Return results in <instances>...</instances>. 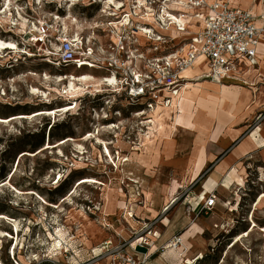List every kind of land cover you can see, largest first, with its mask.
<instances>
[{
  "label": "rangeland",
  "instance_id": "1",
  "mask_svg": "<svg viewBox=\"0 0 264 264\" xmlns=\"http://www.w3.org/2000/svg\"><path fill=\"white\" fill-rule=\"evenodd\" d=\"M99 1L92 4L93 0H82L71 7L70 11L78 20L92 21L94 19V23L101 25V23L107 22L105 18L107 13L103 12L102 0ZM120 1L117 0V2ZM156 1L157 7L161 6V0ZM36 2V0L12 1L10 6L13 15L12 20L17 29L23 22L21 18L33 17L31 10L34 8L40 9L44 14L52 13L60 18L65 17L69 10V6L62 0H41L39 6H36ZM127 6H132V0H128ZM15 10H17L18 15L14 14ZM116 14L112 18L115 22L117 21L115 19L120 16L119 13L116 12ZM135 22L131 24L129 31H133ZM9 28L12 32L17 33L15 27L1 22L0 37L13 42L19 34L14 36L11 33H1ZM65 30L69 31L67 28ZM79 31L85 35L90 34V30L86 27ZM94 31L102 45L108 46L109 40L104 37V29L97 28ZM192 31L188 28L185 32ZM160 34L163 41L155 43L157 48L155 55L159 59L168 57V54L180 50L186 43L182 41L190 36L189 34L173 36L172 28L166 29ZM138 41L144 42L140 36ZM145 45L144 50L152 48L151 45ZM7 54L8 52L5 51L4 57L0 59L1 117L29 114L37 110L61 109L63 106L71 105L72 101H65L64 97L67 82L59 84L56 82L55 79L58 74L53 67L40 63L35 58H30L23 63L19 60L14 68L8 69L10 60H7ZM70 70L72 69L70 68ZM69 71L66 73L68 74ZM27 72L34 73L35 76H23ZM83 72L94 77L106 76L107 74L97 67L88 70L83 69ZM44 73L47 79L45 77L43 81L41 75ZM257 76L255 74L252 78L253 85L261 87L264 83L258 81ZM195 79L189 81L201 83L203 87L209 90L215 88L214 85L210 84L212 81L209 79ZM242 80L248 84V87H251L250 78ZM247 86L228 85L227 97L229 100L221 109L216 106L211 107L215 110L213 115L207 110H200L203 116L201 120H208L209 127L201 135L185 134L181 131L168 133V129L159 133L155 125H147V122L153 121V117L159 110L157 108H164L160 106L161 101L157 100V111L145 112L138 116L141 107L129 104L123 97L112 98V95L109 94L111 89L105 85L102 94H96L97 92L94 91L93 87L90 88V85L89 88L85 86V90L82 92L83 97L76 99V105L74 107L71 105L73 110L67 114H60L55 118L54 116L44 117L0 125V214L6 215L11 220H16L19 224L18 246L15 252H20L18 256L20 261L23 264L31 261L34 263L37 261L38 264H81L89 260L87 264H106L108 257L99 254L100 245L105 240H112L113 243L118 234L125 236V232L116 233L113 229L106 230L105 227L98 226L101 218L109 219L115 213V195L117 192L126 194L128 209L136 217L135 212L139 207L150 208L155 196L159 195L161 189L175 182L178 189L169 210L161 213L160 206H157L158 214L153 220L140 222L132 227V231H137L139 228L152 223L153 230H156L160 237L167 239L163 234H165L172 217L179 209H183L186 214V201L199 196L196 194V189L204 173L223 165V169L219 173L221 177L223 176L224 181L233 176L234 167L237 169L239 178L244 181L241 187L231 184L227 188L218 189V205L226 212H229L231 205H234V208L237 209L234 216L229 213L224 220L219 218V232L212 234L210 232L197 233L190 238L192 242L190 244L194 245L192 247L189 246L190 244L185 245L183 240L184 247L179 249V255L176 252L168 254V263L184 264L186 260H192L195 264H216L218 262H222L221 264H264V199L256 206L259 196L264 193V153H248L249 156L237 153L238 155L233 160L234 163L226 166L224 163L233 153H223L211 162L208 161L197 176H194L200 163L201 153H182L181 151L191 142L194 145L200 137L207 136L212 128H217L219 117L224 119L226 122L225 129L230 132L238 128V124L242 125L244 121L249 123V130L264 124V109L255 111L251 109L250 102L243 109H240L241 101L237 89L234 88ZM31 87L41 91L49 88L57 92L50 93L51 104L45 105L40 103V98H31L28 95ZM189 90L187 89L185 92H189ZM87 93H95L92 94L94 98L89 97ZM160 97L164 99L166 96L160 93ZM147 100V98L142 99L140 104L144 105ZM152 100L154 101V99ZM193 101L197 103V100L193 99ZM27 103L32 105H27ZM101 107H104L105 111H109V120H101L99 113ZM92 109H95L96 113H93ZM230 116H233L231 120H229ZM198 119L200 117L197 116L196 120ZM110 126H115L116 129H106ZM95 127H103L98 138L102 142L108 143L112 157H116L117 152H119L121 161L116 172L113 171L114 167L106 158L101 157L100 153L91 149L94 141L89 143L80 141L87 133L93 132ZM66 137L77 140L76 144L82 146L84 153H75L76 149L72 144L39 154L33 153L48 139L51 144H54ZM168 138V153H164V141ZM96 149L101 150V147L98 146ZM21 152L35 155L20 160L9 186L7 180L12 174L9 173L12 168L15 169ZM102 176L109 179L110 201L108 204L104 202L102 197L106 191L96 185L81 186L75 195L59 209L42 207L34 196L27 194V192L32 191L47 202L57 204L61 202L77 180L101 178ZM58 179H60L59 183H57ZM154 180L155 184L152 186ZM12 189L18 191L19 194L14 193ZM237 195L240 196V199ZM227 203L232 204L229 206ZM79 210L85 211L90 222L97 226L89 230V236L81 232L82 224L74 215V212ZM251 217L258 229L252 232L248 238L242 239L229 249L238 235L252 227L250 224ZM55 230L61 232L63 236L60 240L67 246H64L61 251L59 260L54 256L57 252H54L53 242L49 236L50 233L55 235ZM0 232L16 237L14 232L12 235V227L5 222H0ZM177 234L181 236V233ZM15 242L14 240L11 244L10 239L0 238L1 263L11 264L8 251ZM202 249H205L207 254L202 258L203 260L197 261L198 257L201 256L198 253Z\"/></svg>",
  "mask_w": 264,
  "mask_h": 264
},
{
  "label": "built area",
  "instance_id": "2",
  "mask_svg": "<svg viewBox=\"0 0 264 264\" xmlns=\"http://www.w3.org/2000/svg\"><path fill=\"white\" fill-rule=\"evenodd\" d=\"M259 1L264 2V0ZM134 2L136 0H132L131 7L127 6L129 13L124 12L128 2L120 1L125 7L118 11L120 16L115 19L116 22L113 17L105 16L107 22L101 23L99 28L104 29V37L109 40L108 46L102 45L95 34L96 29L90 28V34L86 35L74 28L66 31L60 20L65 17L60 18L52 13L44 14L40 9L34 8L31 10L33 17L21 18L24 26L20 23V28L17 29L16 26L10 25L16 28L17 33L12 32L11 28L8 29L14 36L16 34L19 36L13 41L16 50L6 51L7 60H10L7 68H14L19 60L23 63L35 58L39 60L38 62L54 68L58 74L55 80L59 84L67 82L63 79L71 78L69 76L71 74L77 77L76 75L83 73V69L97 67L107 72L106 76L97 78H101L103 85L111 89L109 94L112 98L123 97L129 104L141 107L139 114L155 111L158 106L157 100L161 101V107L168 105L169 99L161 98L160 93L168 96L178 92L182 83L183 85L186 83L183 75L194 68L195 63L200 59H203L207 71L199 78L219 84L233 78H241L250 70L257 68L256 48L264 35V26L255 25V18L249 10L231 7L228 0H214L211 3H207L206 0H185L184 2H187L192 9L200 10L198 12L202 18V25L191 39L182 41L186 42L180 48L184 50L182 55L178 54V50L168 54V57L159 59L155 55L157 50L155 43L163 41L162 36H156L154 33L139 35L137 25L141 22L140 18L149 24L144 26L148 27V30L152 29L150 26L153 23L158 24L163 31L170 29L167 17L163 16V2L161 0V6L157 7L156 0H143L141 9L139 8L141 12L135 9L137 4ZM204 9L208 12L206 15L201 13ZM14 14L18 15L17 10ZM159 15H162L166 23L159 18ZM178 18L183 20L182 15H178ZM91 22H95L94 19ZM134 22L135 26L131 32L129 28ZM177 29L181 27L177 26ZM139 36L144 42L138 41ZM145 44L151 45L152 48L144 50ZM174 56L178 57L172 59ZM29 73L23 76H30ZM32 75L35 76L34 73ZM45 77V73L41 75L43 81ZM109 78H113V83L108 82ZM9 88L11 89L10 85ZM92 94L95 93L87 95L94 98ZM144 98L148 100L141 105L140 102ZM75 105L74 102L72 106ZM99 110L101 120H109V111H105L104 107ZM92 112L96 113L95 109H92ZM216 200V191H212L206 198L198 196L194 202H201L200 212H211L216 206ZM196 207H192L190 202L186 203V210L190 213H193ZM126 218L133 217L123 216L124 222L127 221ZM152 227L153 224L149 223L137 231H131L130 235L118 234L113 243L112 240H105L98 248V252L100 255H107L106 264H148L152 256L157 255L168 260V254L172 252L179 255V249L184 247L182 236L175 234L165 239ZM8 253L11 264H23L18 258L20 252L13 251V245ZM88 262L89 260L81 264ZM27 264L38 263L31 261Z\"/></svg>",
  "mask_w": 264,
  "mask_h": 264
},
{
  "label": "bare ground",
  "instance_id": "3",
  "mask_svg": "<svg viewBox=\"0 0 264 264\" xmlns=\"http://www.w3.org/2000/svg\"><path fill=\"white\" fill-rule=\"evenodd\" d=\"M12 1L14 0H0L1 2L0 3V23L5 22V23H8L9 25L16 26L12 20L13 15L11 12L12 9L10 7L12 4ZM15 1L18 2L21 0H15ZM36 1H37L36 2L37 5L41 4V0H36ZM80 1L82 0H62V2H65V4L69 6V10L67 11L65 18L60 19L61 22H63L65 29L67 28L68 30H71L72 28H74L76 31H78L85 27L88 29L90 28L97 29L101 27L100 25L94 22H91V21L78 20L76 17L72 15L70 8L77 5ZM184 1L185 0H179V1L178 0H162L163 2L162 6L164 8L163 16L165 15V17H167L168 27L172 28L173 36L184 34L188 25H189L188 28L196 29L198 27L196 26L197 24L195 23L202 22V18H200L201 15L198 12L200 10L196 11L192 9L191 6L188 5V3ZM206 1L207 3H211L214 0H206ZM96 2H100V1L93 0L92 4H96ZM125 2H128V0H125ZM101 3L103 5V12L107 13L106 15L109 17H115L117 15L116 12L119 13L118 11L121 8L125 7L123 3L117 2V0H102ZM142 3H143V0H136V2H134V4H137V6H135V9L138 10L139 12H141L140 9H141ZM178 4H181V5H178ZM205 11L206 10L204 9L201 11V13H204ZM124 12H129L128 7H126V10ZM178 15H182L183 20H179ZM197 16L199 17L195 18ZM159 18L162 19L164 23H166V20H163L162 15H159ZM139 21L141 22L139 23L136 21V23H139L137 25V31H138L137 34L142 35V34L149 33V35H151V33H154L156 34V36L161 35L160 33H162L163 30L160 29V26L158 24L153 23L152 26H150L152 29L148 30V27H144L145 25H149L145 22L146 20L139 18ZM21 26H24L23 23H21ZM177 26L181 27V29H177ZM179 31H182V32H179ZM1 33H11V31L7 29ZM156 36L154 35V37ZM157 40H160V39L157 38ZM261 49L262 51H264V43H262L260 50ZM7 50H10V51L16 50L15 44L12 41H6L5 39L0 37V59L4 57L3 53ZM183 53H184V50L182 49L178 51L179 55H182ZM177 57L178 56H174L172 57V59L177 58ZM190 70L195 71L193 68ZM32 74L33 73H29L28 75L33 76ZM69 76L71 78L66 77L63 79L64 81L67 80V83H66L67 86L65 87L66 94L64 97H65V101L67 100L72 101L70 103L71 105L74 104L76 99L83 97L82 92L85 90L84 89L85 86L89 88V85H90V88L93 87L94 91L97 92V94L104 93L103 92L104 85L102 83L101 78L98 79L97 77H94L91 74H88L86 72L76 75L77 77H75V75H72V74ZM63 80L59 79V81H63ZM113 81H114L113 78L108 79L109 83H113ZM230 81H231L230 83H221V84L211 82L210 84L214 85L213 87H215L213 90H209L208 88L203 87L202 84L198 82L197 83H192L190 81L186 82L184 85L181 86L178 92H176L173 95L168 94V96H166L167 99H169L168 105H165L164 108H157V110L158 109L159 110L158 111L156 110L157 112L155 114V117H153L154 118L153 121L150 120V122H147V125H151V124L155 125L159 133H163L165 130L168 129V133L181 131L185 134H191V135L203 134L205 130L209 127H208V120H201L203 116L200 110H204V111L207 110L210 112V114L213 115L215 110H213L211 107L216 106L217 108L221 109L223 105H225V103L229 100V97H227L228 95L227 86L228 85H241V86L248 85L241 78H237V79L233 78ZM187 89H190L189 92H185ZM55 92L57 91L49 89V88H47V90L41 91L39 89L31 87L28 91V95L31 98L38 97L41 99L40 103L48 105V104H51L50 102L51 99L49 97L50 93H55ZM193 99L197 100V103L194 102ZM27 105H32V104L27 103ZM71 105L68 104L66 106H63L61 109L53 108V109L37 110L29 114H16V115H11L9 117L0 116V125L11 124L15 122L31 121L37 118H44V117L54 116L55 118L57 115H60V114L63 115V114H67L71 112L74 107V106L72 107ZM34 106H37V105H34ZM139 115H142V114H138V116ZM197 116L200 117V119L196 120ZM232 117L233 116H230L229 120H231ZM225 123L226 122L224 121L222 117L218 118L219 126L215 129L213 133L214 137L217 138L218 136H220V134L223 132L225 128ZM106 129L111 130V129H116V128L115 126H110V127H106ZM101 130H103V127L102 128L95 127L93 132L87 133L80 141H83L85 143L94 141L91 145V149H93V151L96 153H100L101 157L106 158L110 162V164L114 167L113 171L116 172L118 170V166L121 161L120 155L118 154L119 152H117L116 157L114 158L112 157L111 155L112 152L110 151L108 147V143L102 142L98 138L99 132ZM76 141L77 140H75L72 137H66V138H63L55 142L54 144H51L48 139L46 142L44 141L42 146L33 153L35 154L43 153L44 151L57 149V148L66 146L68 144H72L75 147L76 149L75 153H84L83 152L84 149L82 148V146L77 145ZM168 142H169V138H168ZM98 146L101 147V150L96 149V147ZM241 151L245 155L248 154L247 153L248 150L245 148L243 144L241 145ZM35 154L21 152V157L19 158L15 169L13 170L12 168L13 172L11 170V172L9 173V174L12 173L10 175V180L7 183L9 186L11 184L10 182L11 179L13 178V176L15 175L17 171L20 160L24 157L33 156ZM222 154L223 153H201L200 163L198 167L196 168L194 176H197V174L202 170V168L205 166V164L208 161H211L215 156L219 157ZM238 154L240 155L241 153H238ZM238 154L237 153L231 154L230 157L227 159V161L224 163L225 164L224 166L232 165L234 163L233 160ZM222 166L223 165L217 167L216 170H214L210 174L212 179H214L220 187L227 188L228 186H231V184H236L238 187H241L244 184V181L240 179L237 174L236 167L233 168L234 169L233 176L230 177V179L224 181L219 173V171L223 169ZM59 181L60 179H58L57 183H59ZM154 182L155 180L153 181L152 186L153 184H155ZM3 184H6V183H3ZM90 185H96L100 187V189H103V191H106V192L108 191L107 193L105 192L102 195L104 202L108 204L110 201L109 179H106L105 176H102L101 178H82V179L77 180L74 183L73 187L69 190V192L62 198L61 202L57 204H51L47 202L44 198H42L41 196L37 194H34V192L32 191L27 192V194L34 196L35 199L41 204L42 207H47L51 209H59L67 200H70L75 195L78 188H80L81 186H90ZM177 189H178L177 183L175 182H173L172 185L168 184L167 186H164L163 189H161L159 195L155 196L153 200V204L150 208L149 207H139L138 208L137 212H135L136 217H134V213H132V211L128 209V199H127L126 194L117 192V194L115 195V206H116L115 213L109 219L101 218V221L99 222L98 226L100 227L103 226L106 228V230L113 229L116 233L125 232L128 235H130L132 231L131 229L134 226V224H138L140 222L144 223L145 221L153 220L155 216H157L158 214V211L156 209L157 206H160L161 213L167 212L171 204L174 202V197H175ZM12 191L16 194H19V192L16 191L15 189H12ZM237 197L238 199H240L239 195H237ZM263 199H264V193H262L259 196L256 202V206L260 204ZM236 210L237 209L234 208V205H231V209L229 210V212H235ZM74 215L76 216L77 220L82 224L81 232H84L85 235L89 236L90 235L89 230H91V228L97 227L95 224L90 222V219L88 218V215L85 211L83 210L76 211L74 212ZM124 215L126 217L132 216L134 219L128 218V220L124 222L123 220ZM135 220H138V221H135ZM0 222H5L9 224L12 227V235H13V232L16 235V237L14 238L13 236H9L8 234L0 232V238L10 239L11 244L14 240L16 241L13 244V251H14L16 247L18 246L17 240H18V234H19V231H18L19 224L17 223L16 220H11L4 214H0ZM250 224L252 225V227L251 228L249 227L246 231L238 235L235 238V240L232 242L229 249L233 248L242 239L248 238V236L252 232L258 229L257 225L252 221V217L250 218ZM163 235L168 237V233H165ZM49 236L51 238V241L53 242L52 247L54 249V252H57L54 256L56 257L57 260H59L60 253L64 249V246L67 247L60 240L63 235L61 234L59 230L58 231L55 230V235L50 233ZM198 254L201 255L200 257H198V259H202L207 254V251H205V249H202L200 253ZM161 259H159L158 257H152L150 259L149 264H158V263L165 264L164 260L162 261ZM221 263L218 262L216 264H221ZM0 264H3V263L0 262ZM184 264H195V263L192 260H186Z\"/></svg>",
  "mask_w": 264,
  "mask_h": 264
},
{
  "label": "crops",
  "instance_id": "4",
  "mask_svg": "<svg viewBox=\"0 0 264 264\" xmlns=\"http://www.w3.org/2000/svg\"><path fill=\"white\" fill-rule=\"evenodd\" d=\"M231 7L239 8L242 10H249L252 16L255 18V25L257 27L264 26V2L259 0H228ZM208 12L205 11L206 15ZM198 28L192 29L189 28L192 32H187L190 36L185 39L186 41L191 39L192 35L198 32L199 27H201L202 23H195ZM189 26V25H188ZM187 26V29H188ZM264 43V35L260 38L258 46L256 48V58L258 62V66L256 69H252L246 75L242 76L241 79L250 78L251 87L244 88H234L237 89L239 100L241 101L240 109H243L245 105L250 102L251 109L255 111H261L264 109V85L259 87L258 85H253L252 78L257 74L258 81L264 83V51L260 50V47ZM195 71L188 70L183 77L186 79L185 82L192 80L193 78L201 77L206 73L207 68L203 59L198 60L193 68ZM195 79V80H196ZM228 80L224 83H230ZM238 86V85H237ZM241 86V85H240ZM257 87V88H252ZM249 123L244 121L242 125L238 124V128L230 131H227L225 128L223 132L217 138L214 137L213 133L216 128H212L209 130L207 136L200 137L196 144H192V142L184 149H181L182 153H242L241 145L243 144L245 148L248 150L247 153H264V124L259 126L258 128H252L249 130ZM164 153H168V139L164 141ZM247 154L246 156H249ZM217 157V156H215ZM214 157V158H215ZM213 158V159H214ZM212 159V160H213ZM211 160V161H212ZM209 161V162H211ZM216 170V167L212 170L206 171L204 173L202 180L199 182V186L196 189V194L199 196L207 197L208 193L212 191H216V196L218 197V189L221 188L218 183L212 179L210 174ZM223 178V176H222ZM224 180V179H223ZM197 198H190L186 201L192 204V207H196L193 213L186 212L184 213L183 209H179L178 212L172 217L165 233H168L169 238L172 235L177 233H181L182 239L186 244L192 243L190 238L194 237L197 233L210 232L215 233L219 232L218 226L220 225V219L224 220L225 217L232 213L234 216V212H226L220 205H218V201L216 200V206L213 208L211 212H200L201 210V202H194ZM233 203V201H232ZM232 203H227L229 206ZM222 209V210H221ZM189 246H194L190 244ZM196 248V247H195ZM188 249V248H187ZM196 251V249H193ZM188 252V251H187ZM200 252V251H199ZM158 257L160 256H152ZM151 257V258H152ZM150 258V259H151ZM164 260L163 258L161 259ZM201 259H197L200 261ZM203 260V259H202ZM150 262V260H149ZM148 262V264H149ZM165 264L168 263V260H164ZM159 264V263H158Z\"/></svg>",
  "mask_w": 264,
  "mask_h": 264
}]
</instances>
